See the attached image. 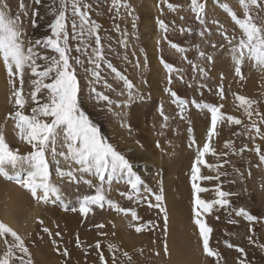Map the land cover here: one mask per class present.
Listing matches in <instances>:
<instances>
[{
  "label": "rangeland",
  "instance_id": "374dc122",
  "mask_svg": "<svg viewBox=\"0 0 264 264\" xmlns=\"http://www.w3.org/2000/svg\"><path fill=\"white\" fill-rule=\"evenodd\" d=\"M3 2L9 5L13 16L17 14L19 0ZM87 2L91 5L90 18L101 26L99 34L104 60L100 62V78L96 81L91 62L94 38L85 35L84 43H81L73 36L69 19L67 47L78 80V103L81 111L100 130L103 140L125 156L143 183L138 186V193L133 192L126 183L127 174H118L111 183L105 182L103 207L91 206L92 210L84 216L78 211L79 200L84 195H95V190L82 182L69 183L67 178L61 179L54 163L49 167L50 182L61 188V201L37 204L25 189L0 177L5 188L19 189L29 197V203L12 206L11 216L26 233L20 236L29 249L32 264H175L172 241L184 242V227L194 237L189 243L200 246L197 251L205 264H264V164L256 151L259 148L264 154V138L252 130L255 121L264 133L261 120L264 117V71L245 61L241 67L243 79L237 77L230 50H226L230 46L218 30L219 25H223L226 34L239 36L238 27L221 7V3H228L238 18H242L237 0H200L205 5V11L201 13L206 21L203 25L191 10V0H119L120 4L129 5L128 9L114 7L113 0ZM24 3L28 10V15L23 18L27 37L42 39L49 36L48 25L54 19L50 8L58 6L59 0H42L40 5H35L34 0H24ZM33 11L39 14L34 17ZM68 15L71 17V12ZM259 17L255 22L264 24V11L259 12ZM33 20L36 27L32 26ZM213 21L218 23L213 24ZM160 22L165 28H161ZM205 28L208 32L201 36ZM172 44L184 51L178 52ZM77 48L81 51H76ZM37 51L42 55H58L50 49L39 48ZM201 52L205 58L200 56ZM208 56L212 57L211 61L206 59ZM77 59L80 63H76ZM161 61L169 64L173 71L169 73ZM37 63L41 67L45 64L42 60ZM108 64L133 84L131 98L124 82L107 67ZM3 79L0 82V134L12 150L26 155L30 146L19 139L15 122L10 118L18 110L13 86L20 88L19 80L10 84L6 70ZM30 81L31 77L26 75L22 95L29 102L23 109L25 115H31V108L36 106L30 100L33 90ZM166 89L187 102L183 110ZM101 96L108 99L103 100ZM236 96L254 102L251 119ZM38 99L43 102L40 95ZM192 101L222 105L220 114L225 119L217 123L210 139L207 132L211 128V114L197 108ZM227 116L241 123L231 124L227 122ZM189 128L192 129L191 137ZM192 139L196 143L189 147ZM205 143L209 144L210 151L202 158L204 164L198 165L200 179L196 183L205 189L198 194L199 198L212 203L213 207L198 211L202 222L211 229L209 247L219 254L214 257L203 252L192 211L191 168L197 148L202 150ZM69 165L79 167L69 161L61 164V170L68 171ZM6 170L11 172L10 168ZM83 178L91 177L85 175ZM94 183L99 182L94 180ZM217 189L231 193L225 198L226 206L214 203L220 199ZM161 192L162 206L167 212L166 227L164 213L156 207L155 196ZM11 194L0 189V222L8 226L3 212ZM128 195L132 196L131 200L127 199ZM110 203L135 211L137 219L133 220L130 212L127 215L117 212ZM172 203L181 204L182 211L178 208L175 214ZM34 206L41 208L39 214L31 211ZM73 207L77 211H72ZM241 208L256 219L249 222L237 216L236 211ZM40 220L43 224L38 223ZM44 227L49 229L51 236L43 231ZM137 227L141 228L140 232L136 231ZM57 232L59 236L55 235ZM5 239L11 241V237L0 238V258L6 250ZM109 245L113 246L112 251ZM238 248L243 251H237ZM65 250L67 256L62 254Z\"/></svg>",
  "mask_w": 264,
  "mask_h": 264
},
{
  "label": "snow or ice",
  "instance_id": "6c2138e0",
  "mask_svg": "<svg viewBox=\"0 0 264 264\" xmlns=\"http://www.w3.org/2000/svg\"><path fill=\"white\" fill-rule=\"evenodd\" d=\"M41 2L42 0H34L35 5H40ZM237 2L242 9V18H238L237 12L228 3H221V7L231 18L234 26L238 27L239 36L226 34L223 25H219L218 30L220 36L230 46L226 50H230L235 75L243 79L241 67L245 61L251 62L253 67L258 70L264 71V24L258 25L255 22L260 18L259 12L264 11V0H237ZM113 6L116 8L124 7L125 9L130 7L127 4H120L119 0H113ZM90 7L91 5L87 0H59L58 6L53 5L50 8L54 17L48 25L51 34L41 39L27 37L23 18L28 15V10L24 0H19L18 12L14 16L11 14L9 5L0 0V62L6 70L9 83L13 84L14 80L18 79L20 84V88L13 86V96L18 110L10 118L15 122L19 139L30 146V151L26 155H21L18 150H12L5 142L4 136L0 134V177L25 189L37 204L61 201L63 199L61 188L50 182L49 167L50 163H54L56 173L61 179L67 178L69 183L79 184L82 182L89 189L95 190V195H84L79 200L78 211L84 216H87L92 210L91 206L103 207L105 182L111 183L112 179L118 174H127L126 183L130 185L133 192L138 193V186L143 183L141 178L135 174L132 164L125 156L103 140L100 130L81 111L78 103V80L75 69L70 64V49L67 47L69 40L67 22L71 19L73 36L81 43H84L85 35L94 38L95 49L91 62L94 64L95 69L93 77L96 81H99L100 62L104 60L102 38L99 34L101 26L90 18L88 14ZM169 8H172L171 4H169ZM191 10L196 13L197 19L200 20L202 25L206 23L201 16V13L205 11V5L200 0H191ZM69 12H71V17L68 15ZM38 14V11L32 13L34 17ZM128 14L132 15L130 11ZM77 20L79 23H77ZM217 23V21H213V24ZM32 26L36 27L35 20L32 21ZM160 26L165 28L163 22H160ZM207 32L208 29L205 28L200 35L203 36ZM171 47L178 52L184 51L175 44H172ZM213 47L217 46L213 45ZM39 48L50 49L58 55H42L37 51ZM76 51L79 52L81 49L77 48ZM200 56L205 58L203 52L200 53ZM206 59L211 61L212 57L208 56ZM38 60L45 62L43 67L37 63ZM161 62L169 73L173 71L169 64ZM76 63H80L79 59L76 60ZM107 67L124 82L129 90V98H131L133 84L117 72L111 64H108ZM26 75L31 77L30 82L33 90L30 92V100L36 105L31 108V115H25L23 111L25 105L29 102L22 95ZM169 83H171V80H169ZM92 91L95 92V88ZM166 91L170 92L174 102L183 110L187 102L177 98L176 93L170 89H166ZM38 95L43 98V102L38 99ZM97 95L100 94L97 93ZM220 95L223 98L222 89ZM101 98L103 100L108 99L106 96H101ZM235 99L240 102V106L244 107L245 114L251 119L253 115L251 107L254 102L243 96H236ZM192 103L197 108L206 109L211 114V128L207 132L210 139L214 134L217 123L225 119V116L220 114L222 105L197 104L195 101H192ZM165 119L167 118L165 117ZM226 120L231 124L241 123L240 120L232 116H227ZM261 120L264 122V117ZM252 130L264 138V133H261L255 121L252 123ZM188 132L191 137L192 129L189 128ZM195 143V140L192 139L189 147H193ZM209 151L208 143L203 145L202 150L197 148L195 162L192 164L191 180L194 197L192 211L195 217L194 223L198 226L199 235L202 239L203 252L208 257H214L219 254L213 252L209 247L211 229L202 222L200 211H198V209L208 211L213 207V204L199 198L198 194L204 192L205 189L199 187L196 183L200 179L198 165L204 164L202 158ZM256 151L260 162L264 164V154L260 152L259 148ZM69 161L74 162L79 167L69 165L68 171H62L61 164H67ZM7 168H10L11 172L6 170ZM85 175L91 178H83ZM94 180L99 183H94ZM216 191L220 199H217L214 203L222 207L226 206L228 201L225 198L231 193L219 189ZM121 195L125 194L121 193ZM127 199L131 200L132 196L128 195ZM163 199L162 192L155 196V200L158 202L156 207H159L161 212L164 213L166 227L167 212L162 206ZM110 207L117 212H123L125 215L130 212L132 219H137L135 211L126 210L111 203ZM72 211H77V208L73 207ZM236 215L244 217L249 222L256 219L243 208L236 211ZM38 223L43 224V221L40 220ZM99 227H103V225ZM43 231L48 233L49 236L52 235L47 227H44ZM136 231L140 232L141 228L137 227ZM55 235L59 236L60 233L57 232ZM8 236L11 237V241L4 240L6 250L0 258V264H16V262L18 264H32L29 249L23 238L10 226L0 222V238ZM53 243L56 242L53 241ZM79 246V241H77V247ZM96 247L99 248L100 245L97 244ZM228 247H232V245H228ZM109 250H113L112 245H109ZM165 251H167L166 246ZM237 251L242 252L243 250L238 248ZM62 254L67 256L68 252L65 250ZM125 256H127V253H125ZM100 259L101 261L104 260L103 255Z\"/></svg>",
  "mask_w": 264,
  "mask_h": 264
},
{
  "label": "bare ground",
  "instance_id": "6f19581e",
  "mask_svg": "<svg viewBox=\"0 0 264 264\" xmlns=\"http://www.w3.org/2000/svg\"><path fill=\"white\" fill-rule=\"evenodd\" d=\"M4 74H5V69L3 68L2 62H0V82H2V80H4ZM5 185L3 182L0 181V189H6L7 192L12 193L11 194V199L9 198L6 202V206H5V210L3 212L4 214V220L9 224V226H11V228L16 231L19 235L24 236L26 233L24 230L20 229L18 226V224L15 222V220H13L12 218V206H14V204H19L20 202H25V203H29V197L27 196V194H25L24 192H22L19 189H14L13 187H9V188H5ZM173 204V203H172ZM8 206V208H7ZM173 209H174V213L176 214V210L179 208L180 211H182L183 208H181V204H177L175 203V205L173 204ZM32 212H38V214L41 211V208L39 206H34L31 209ZM176 211V212H175ZM179 213V211H178ZM178 221V220H177ZM183 240L184 242L182 243H178L176 241V239H173V244H174V248H172V250L174 251V259L173 261H175V264H205L201 258L202 256H200L199 252L197 251L200 246L196 245V243H189V241H191L192 239H194V237L188 233V231L186 230V227L183 228ZM179 238V237H178ZM194 244V245H192ZM173 247V246H172ZM189 260V261H187Z\"/></svg>",
  "mask_w": 264,
  "mask_h": 264
}]
</instances>
